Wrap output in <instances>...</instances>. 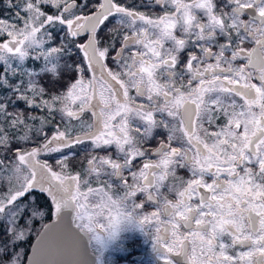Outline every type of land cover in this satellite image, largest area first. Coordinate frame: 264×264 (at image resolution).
Here are the masks:
<instances>
[{
    "label": "flooded vegetation",
    "instance_id": "1",
    "mask_svg": "<svg viewBox=\"0 0 264 264\" xmlns=\"http://www.w3.org/2000/svg\"><path fill=\"white\" fill-rule=\"evenodd\" d=\"M83 5L51 35L87 98L41 138L88 159L90 214L76 169L40 164L10 202L39 192L44 224L71 201L93 264H264V0H109L92 29Z\"/></svg>",
    "mask_w": 264,
    "mask_h": 264
},
{
    "label": "rangeland",
    "instance_id": "2",
    "mask_svg": "<svg viewBox=\"0 0 264 264\" xmlns=\"http://www.w3.org/2000/svg\"><path fill=\"white\" fill-rule=\"evenodd\" d=\"M70 1L0 0V264H23L27 246L43 224L44 208L32 204L33 194L10 202L27 188L40 164L53 177L82 170L74 194L81 218L90 214L88 159L80 153L67 161L63 158L72 150L41 138L44 124H54L52 112L68 121L67 110L76 111L77 102L87 98V79L70 60L73 42L66 35L62 42L51 35L90 0L67 11L63 7ZM55 148L62 159L48 160L44 154L50 156Z\"/></svg>",
    "mask_w": 264,
    "mask_h": 264
},
{
    "label": "water",
    "instance_id": "3",
    "mask_svg": "<svg viewBox=\"0 0 264 264\" xmlns=\"http://www.w3.org/2000/svg\"><path fill=\"white\" fill-rule=\"evenodd\" d=\"M109 0L85 18L84 28L92 29L108 10ZM10 41H8L9 43ZM90 52L92 49L87 44ZM72 203L66 201L57 210V217L47 221L32 239L24 264H93L87 234L72 222Z\"/></svg>",
    "mask_w": 264,
    "mask_h": 264
},
{
    "label": "trees",
    "instance_id": "4",
    "mask_svg": "<svg viewBox=\"0 0 264 264\" xmlns=\"http://www.w3.org/2000/svg\"><path fill=\"white\" fill-rule=\"evenodd\" d=\"M29 194H33V197L35 198V201H33L32 204L40 208L42 206L41 194L39 192H36L35 190H32Z\"/></svg>",
    "mask_w": 264,
    "mask_h": 264
}]
</instances>
